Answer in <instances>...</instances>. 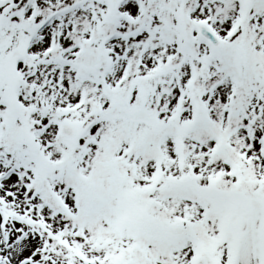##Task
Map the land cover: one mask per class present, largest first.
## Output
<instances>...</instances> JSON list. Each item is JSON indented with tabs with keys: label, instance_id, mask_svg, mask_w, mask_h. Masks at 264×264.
<instances>
[{
	"label": "snow or ice",
	"instance_id": "snow-or-ice-1",
	"mask_svg": "<svg viewBox=\"0 0 264 264\" xmlns=\"http://www.w3.org/2000/svg\"><path fill=\"white\" fill-rule=\"evenodd\" d=\"M0 264H264V0H0Z\"/></svg>",
	"mask_w": 264,
	"mask_h": 264
}]
</instances>
